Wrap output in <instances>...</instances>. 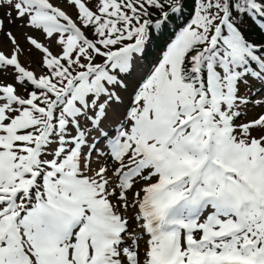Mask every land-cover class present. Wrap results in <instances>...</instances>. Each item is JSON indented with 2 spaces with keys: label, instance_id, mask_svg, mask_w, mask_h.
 <instances>
[{
  "label": "snow or ice",
  "instance_id": "obj_1",
  "mask_svg": "<svg viewBox=\"0 0 264 264\" xmlns=\"http://www.w3.org/2000/svg\"><path fill=\"white\" fill-rule=\"evenodd\" d=\"M0 264H264V0H0Z\"/></svg>",
  "mask_w": 264,
  "mask_h": 264
},
{
  "label": "rangeland",
  "instance_id": "obj_2",
  "mask_svg": "<svg viewBox=\"0 0 264 264\" xmlns=\"http://www.w3.org/2000/svg\"><path fill=\"white\" fill-rule=\"evenodd\" d=\"M71 10V12L73 11L72 9H70ZM54 51H55V49H53Z\"/></svg>",
  "mask_w": 264,
  "mask_h": 264
}]
</instances>
